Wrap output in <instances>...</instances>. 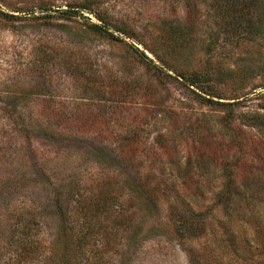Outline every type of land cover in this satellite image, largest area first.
Instances as JSON below:
<instances>
[{
  "label": "rangeland",
  "instance_id": "obj_1",
  "mask_svg": "<svg viewBox=\"0 0 264 264\" xmlns=\"http://www.w3.org/2000/svg\"><path fill=\"white\" fill-rule=\"evenodd\" d=\"M82 1L0 0V264H56L66 255L67 264L263 261L264 128L243 123L264 115L262 0H87L91 10L75 7ZM92 11L118 30H86L98 23ZM245 31L247 40L239 39ZM132 46L150 62L134 57ZM50 108L62 113L61 138L28 129L31 144L17 148L18 123L11 126L6 112L44 128ZM41 141L53 148L31 156ZM124 143L133 144L129 168L113 158ZM226 162L235 178L222 208L213 203ZM48 181L58 183L55 206ZM131 182L154 199L143 218ZM72 190L85 196L81 211ZM170 209L200 217L196 234L178 239ZM22 221L38 225L27 256L12 252L11 229ZM87 222L103 232L86 234Z\"/></svg>",
  "mask_w": 264,
  "mask_h": 264
},
{
  "label": "trees",
  "instance_id": "obj_2",
  "mask_svg": "<svg viewBox=\"0 0 264 264\" xmlns=\"http://www.w3.org/2000/svg\"><path fill=\"white\" fill-rule=\"evenodd\" d=\"M261 5L259 6V9H258V12H257V21H258V24L261 23V20H262V16L264 14V0L261 1ZM93 4L92 1H87V0H84L80 3H77V5H75V7H82V8H85L87 10H91L89 6H91ZM44 9V8H42ZM71 12H74L73 10H69V9H60L59 11V14L60 15H65L66 13L69 14ZM93 14H94V17L98 20V23L96 22H89L85 25V28L86 30L88 31H91L93 33H96V34H99V35H108V36H112V30H118L116 28V26L113 25V23L107 18H103L100 13L97 14L95 13L94 11H92ZM102 14V13H101ZM259 14L261 15V17H259ZM257 24V25H258ZM262 26V24L260 25V27ZM258 28H256V30L254 31V35L258 34ZM257 31V32H256ZM247 32L248 31H245L244 33H241L239 35V39L241 40H247ZM174 33H175V30H173L171 28V30H169V35L171 37L174 36ZM249 34V33H248ZM130 53L134 56V57H138L140 58V60H142V62L144 64H146L147 62H150L149 59H147V57L141 52L139 51L136 47L132 46L131 50H130ZM201 100H206L204 99L203 97H200ZM207 101V100H206ZM216 102H220V101H216ZM234 103V101H229V102H220L218 104H222V106H230ZM52 108V107H51ZM49 109L51 111H49L48 113V116L46 118V120H48L49 122V125L45 126L44 128H40V127H37V124L38 123H35L33 121H28L29 123H34L36 124L35 126L33 127H28L27 124L25 125H22L21 122L17 121L16 118L13 117L12 115V112L11 111H7L6 112V116L8 118V120H10L11 122V126H16V123H18V127H16L17 129H12L16 132V135H14L15 137V142H16V147L18 148H26L27 145L31 144V136H30V130L28 129H37L36 131L40 134L42 131H44V135L46 137H44L43 139H48L50 137H59L61 138L62 134L61 132L57 129V120H61L60 119V116L62 113H59L57 112L56 109L52 110V109ZM226 116L223 117V118H226V120L224 121V125L225 126H229V123H230V119H228L231 115V108L229 107L227 110H226ZM264 115H257L255 117H249V119L247 117H245L243 123L244 125L246 126H250V127H256V126H260L262 128H264ZM67 120H71L69 119V117L66 118ZM51 124V126H50ZM22 126V127H21ZM39 130V131H38ZM42 130V131H40ZM56 141H57V138H55ZM24 141L25 145H21V147L17 144H20L21 141ZM51 142H54V141H51ZM159 143V146L162 147L163 150H165V145L164 143L161 141L158 142ZM40 147L39 149L38 148H33L32 153H31V156H35V155H38V153H41V149L42 148H49V150L51 151V147L53 146L52 144H48V143H42L41 142H38L37 143ZM57 145V147L60 145L59 142L57 141L54 145V147ZM125 146H121L119 149L117 150H114L115 151V154L113 155V158L114 157H117L116 154H118L119 156V159L121 161V164L122 166H127L129 168L130 164L132 163V160H130V156L129 154H131V151L133 149V144L132 143H124ZM65 147V146H64ZM53 148V147H52ZM40 150V151H38ZM167 150V148H166ZM38 151V152H37ZM39 158V155L36 156ZM51 160H53V158H51ZM105 160H108V159H105ZM224 167H227V172L224 171V175H223V179H222V188L216 193L215 195V199H214V203L213 205L215 204H222V208L226 207L228 205V201L231 199L230 196H232L233 194V184H234V176H235V173H234V163L232 162L230 164V162H226L224 164ZM102 186H103V183H101ZM101 184H94L93 187H102ZM129 185V189L131 190H134V197L136 198L137 200V209H138V214L139 213H143L142 214V218L144 216H146L150 211L147 210V206H148V202H151V205L154 206V202L153 200L154 199H150L147 195L148 194V188H145L144 187V184L141 183V182H131L128 184ZM2 185H0L1 187ZM47 186H48V189H49V192L51 193V197L48 199L50 205H53L55 206L56 203L58 202V196L60 195V192H59V189H58V183H53L52 181H48L47 182ZM154 187V186H152ZM73 188V185L71 184L70 187L68 189H72ZM155 188L159 191V190H162L160 189V187L157 185L155 186ZM73 191V192H72ZM72 191H68L70 194H72L75 198L73 199V203L75 202L76 204V209L77 210H82V206H83V199L85 198V196L83 195V192L84 193H91V196L94 197V195L96 193H93V190L91 189H82V191H78V190H72ZM153 192L152 188L151 190L149 191V193ZM59 194V195H58ZM58 195V196H57ZM6 197L8 199H10L7 195ZM105 197V195L103 196V198ZM264 197V194L261 193V195L259 196V198H262ZM107 199H104V201H106ZM5 202L7 203V200H5ZM97 207H99L97 210L100 211L102 207H104L103 205L100 206V205H97ZM121 210L122 212H126V209L128 208V206L125 208V207H122L121 205ZM170 212H174L173 216L172 217H175V223L172 222L170 223V226H171V230L172 232L174 233V235L178 238V239H182V238H185L184 236L188 237L190 235H195V231L198 230L199 228V221H200V217H195V218H192L190 215H187L186 211L185 210H175V209H170ZM129 213V212H128ZM86 214V213H85ZM89 214H92L91 212ZM198 215V214H197ZM84 217H89L88 215H83ZM130 216V219H131V215ZM190 216V217H189ZM124 217V228L127 227L129 225L128 222H130V219H127L125 221V218H126V213H125V216ZM122 221V222H123ZM23 223H19L17 225H13V226H18L19 227V231H16V230H13L11 229L12 231H14L12 233V236L14 238V243L15 245H17V248L16 251L15 249H12V252H16V255L17 254H21V255H24V256H27V255H30V254H34V251L33 249L35 248V235H37L36 231H35V228L38 226L37 224H32L30 222L27 221V222H24L22 221ZM121 222V223H122ZM89 223V222H87ZM126 224V225H125ZM96 226L98 227H95L93 225H91L89 223V225H85V233L86 234H90V233H95L96 232V235L98 234H101V232L103 231H100V227L101 225L100 224H97ZM103 230V229H102ZM100 231V232H99ZM99 232V233H98ZM136 234L137 230L134 231ZM84 236V235H83ZM134 236V235H133ZM94 237V236H93ZM92 239H88L89 242H91L92 240V243L95 241V239L97 237H94ZM79 241H84L83 238L79 239ZM11 243H12V240H11ZM79 244V243H78ZM64 249L66 250L65 253H67V248H66V244H64ZM80 246L82 248L83 246V243L81 242L80 243ZM20 249V250H19ZM258 249H259V254L262 255V260L264 261V241L263 243H260V245H258ZM263 261H258L254 264H264ZM56 264H67V255L65 257H61L59 256L58 257V260L56 262Z\"/></svg>",
  "mask_w": 264,
  "mask_h": 264
}]
</instances>
